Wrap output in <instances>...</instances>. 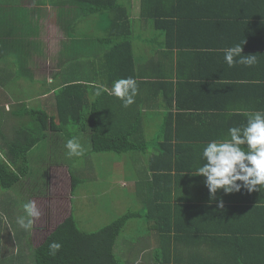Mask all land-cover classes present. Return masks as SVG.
Returning a JSON list of instances; mask_svg holds the SVG:
<instances>
[{
  "label": "trees",
  "instance_id": "1",
  "mask_svg": "<svg viewBox=\"0 0 264 264\" xmlns=\"http://www.w3.org/2000/svg\"><path fill=\"white\" fill-rule=\"evenodd\" d=\"M12 1L0 0V86H5L7 89L9 84L8 88L11 89L17 80L26 79L29 84H35V86L38 84V91L43 90L40 86L48 88L39 95L46 101L42 109L27 108L25 102L18 101L19 110L8 111V114L17 118L20 124L14 129L13 140L2 137L0 132L2 137L0 140L2 150L0 152V189L24 191L27 188L25 179L31 173L30 152L34 148L49 150V144L54 141L53 135L57 133L67 136L75 133L80 136L78 142L82 141L87 146V154L141 153L147 155L149 148L142 128L151 126L147 120L151 121L152 111H144L137 106L132 109V104L125 108L120 99L107 92L93 98L95 88L99 85L110 89L115 81L131 77L136 80L137 88H139L146 81L145 78L151 79L150 74H141L136 70V59L133 57V50L131 51V38L133 35H140V28L135 26L136 19L130 17L127 0H38L33 6ZM148 1L141 0L139 16L155 27V13L145 11ZM212 1L219 4L216 5L217 9H220L223 14L220 25L228 29L227 36L230 40L229 44L225 43L219 47H233L234 41L243 48L252 45L243 53L247 56H255V62L249 66L256 72L255 79L253 78L256 83L263 84L264 0ZM153 2L155 4V0ZM92 17L96 19L98 28L93 38H87L89 35L79 34L77 30L74 33L69 32L73 25L79 26L78 30L85 32L92 25ZM51 20L57 24L60 33H58L59 36L57 34L59 40H57L56 55L50 57L55 66L47 79L42 77V71L37 70L36 63L42 60L43 51L47 45L46 34L44 35L41 31L42 27L45 22ZM156 24L159 22L156 21ZM236 27L242 30L244 35L239 37ZM86 32H91V29ZM103 33L105 37L102 36ZM256 34L259 37H256ZM167 41L170 42L168 39ZM85 42L88 43L84 45ZM170 44L173 47H180V45L175 46L173 40ZM83 46L85 51L82 50ZM184 46L189 48V45ZM219 53L220 51L207 50L190 52L194 58H198L199 55H210L214 56V59L219 56ZM195 62L197 63V60ZM10 70L11 73H9ZM247 74L248 76L240 77L241 79L237 82H231L229 89H244L246 85L242 84L246 83H252L247 85L253 87L255 82H252L253 79L249 77L248 72ZM35 76L37 81L34 79ZM169 79L167 82L155 77V81H162L158 83L169 88L171 92H174L178 85L186 84L185 76L179 74L170 75ZM230 79L233 78L230 76L227 78L224 75L225 81ZM141 100L136 97L134 104L138 105ZM181 100L186 101L187 98L179 99ZM162 105L167 108L166 112L155 125L161 122L162 129L159 134L164 133V135L162 141L160 140L161 143L159 142V147L165 149L170 139L166 133L180 121L182 116L173 117L172 102L167 93ZM0 108L3 109L2 106ZM161 114L160 111L155 113V118ZM172 147L171 145V152H159L164 159L161 163L155 156V152H152L146 161V174L141 173L138 179L134 174L131 175L132 177H126L127 181L138 182V202L143 205L141 212L126 211L112 220L109 225L95 232L81 231L70 213L35 246L34 264H139L134 257L126 258L125 261L115 257L113 249L117 238L123 230L128 229V223L133 219H143L146 229L151 232L150 229L157 224L155 208L158 207L162 217L167 218V225L178 233L177 222H169L173 219L174 213L169 211L167 213V195L171 193V181L177 174L175 173L178 171L177 166L184 158L181 152H173ZM123 164L127 163L123 162ZM49 166L46 168L47 178ZM122 167L124 169V166ZM74 174L70 175V194L82 182L81 178ZM47 178L45 192L33 197L46 196ZM160 182L163 187L156 188L155 184L158 185ZM7 205L4 199H0V208L5 210ZM36 230L40 232L44 229L35 227ZM53 241L62 245L55 255L50 254L49 251V244ZM163 257L164 253L156 251L154 261H159L157 264H165ZM139 260L138 258V262Z\"/></svg>",
  "mask_w": 264,
  "mask_h": 264
},
{
  "label": "crops",
  "instance_id": "2",
  "mask_svg": "<svg viewBox=\"0 0 264 264\" xmlns=\"http://www.w3.org/2000/svg\"><path fill=\"white\" fill-rule=\"evenodd\" d=\"M126 2L130 7V17L136 19L135 26L140 28V35L131 38L136 70L151 75V79L145 78L134 97L141 98V103L131 105L132 109L137 106L144 111H152L151 121L147 120L151 126L143 127V133L153 132L154 125L166 112L167 108L162 105L165 93L172 102L173 117L182 116L166 133L170 139L165 149L159 147L164 135L159 134L162 128L155 129V143L152 145V152L160 163L164 159L159 152H171V145V150L181 152L184 158L177 166V174L171 181V193L167 195V213H174L169 222H177L179 232H174L167 225V218L162 217L159 207L155 208L157 224L150 233L155 247H141L139 256L146 251L152 252L147 264L159 262L154 261L156 251L164 253L165 264H264V188L257 186L252 192L242 188L232 193L219 189L213 197L205 184L206 178L194 176L196 169L205 163L202 150L208 142L230 138L229 128L246 125L245 113L264 112V83H256V72L251 66L235 63L229 67L224 61L222 53L230 46L219 45L229 44L230 40L228 29L220 25L223 14L217 9L219 4L212 0H155L154 4L149 0L145 11L155 13L159 24L155 21L154 27L139 16L141 0ZM95 20L91 18L92 24ZM236 31L239 37L244 35L237 27ZM167 39L180 47H173ZM237 44L234 41L232 45ZM184 45H189V48ZM251 46L242 47V54ZM204 50L220 53L216 59L210 55H199L195 57L196 63L190 52ZM247 72L254 78L253 87L247 85L252 83H246L242 84L246 85L244 89H229L231 82L248 76ZM176 74L185 76L186 84L178 85L174 92L158 83L162 81H155L158 77L169 82L170 75ZM224 75L233 79L225 81ZM183 97L187 100L179 101ZM7 105L11 107L9 102L0 104V107L5 106L6 113ZM159 111L162 114L155 118ZM9 126L5 124V127ZM0 132L6 138L3 126ZM241 147L247 150L245 145ZM155 187H163L162 182ZM138 257H135L136 261Z\"/></svg>",
  "mask_w": 264,
  "mask_h": 264
},
{
  "label": "rangeland",
  "instance_id": "3",
  "mask_svg": "<svg viewBox=\"0 0 264 264\" xmlns=\"http://www.w3.org/2000/svg\"><path fill=\"white\" fill-rule=\"evenodd\" d=\"M36 1L38 0H13L12 2L33 6ZM64 7L67 8V6ZM78 29L79 26L73 25L70 27L69 32L74 33L77 30L79 34H87L89 35L87 38H93L96 34V29H98L96 20L87 29H91V32H86L87 30L84 32V30ZM41 31L44 35L46 34L45 43L47 45L43 51L42 60L37 61L36 64L37 70L43 73L42 77L48 79L50 71L55 66L54 61L50 60V57L56 55V41L59 40L56 37L60 32L53 20L45 22ZM51 36H53V39L50 38ZM102 36L105 37L104 33ZM87 43L85 42L84 45ZM82 50L85 51L84 46ZM11 59L10 57L9 60L11 61ZM42 68L43 70H41ZM9 73H11V70ZM34 79L37 81L36 76ZM8 85L7 89L5 86H0V102L11 101V107L7 105L8 111L19 110L18 101L25 102L27 108L33 109H42L46 102L39 95L48 87L40 86L43 90L38 91V84L36 86L35 84H29L26 79L17 80L11 89L8 88ZM2 107L5 111V106ZM4 111L0 108V129L3 126L7 132L6 138L9 137V140H13L14 129L20 123L17 118L12 117L8 113L6 114V111ZM2 118L3 124L1 122ZM5 124H10V126L5 127ZM158 125H154V127L156 126L155 129L160 128ZM155 129L153 132L151 130L145 132L149 148L147 155L141 153L121 155L114 153L87 154V146L80 141L83 155L79 157L69 156V150L65 145L70 139H79L80 136L75 133L71 136L62 133L54 134L52 138L54 141L49 144V150L34 148L30 152L31 173L25 179L27 188L24 191L22 190L23 192L20 190L15 191L14 189H0V199H4L8 204L5 210L0 208V214L7 217V220L0 218V264H34L33 249L35 246L42 241L44 236L55 225L60 223L70 213L81 231L95 232L109 225L112 220L126 211L141 212L143 205L138 202V182L136 180L127 181L126 177H132L131 175L134 174L138 179L141 173L146 174V161L152 155L154 147L152 145L155 143L153 136ZM0 152H2L1 149ZM123 162L127 164L124 165ZM48 166L47 178L46 168ZM122 166H124V169ZM74 173L81 178L82 182L70 194V175ZM46 178L48 179L46 196L33 197V195L45 192ZM30 200L35 201L41 215L39 219L34 221L31 229L25 230L17 224V218L26 215L24 204ZM145 224V221L140 218L133 219L128 223V229L123 230L116 240L113 249L115 257L125 261L124 259L128 257V254L131 258L138 257V250L141 247L147 248L148 245L149 247H155L150 237L151 232L146 229ZM35 227L38 229L43 228L44 230L35 231ZM152 255V252L143 253L142 257L141 255L138 257L140 260L139 262L137 260V263H147V259Z\"/></svg>",
  "mask_w": 264,
  "mask_h": 264
},
{
  "label": "clouds",
  "instance_id": "4",
  "mask_svg": "<svg viewBox=\"0 0 264 264\" xmlns=\"http://www.w3.org/2000/svg\"><path fill=\"white\" fill-rule=\"evenodd\" d=\"M239 57V59H235ZM224 61L229 67L235 63L251 65L255 56L242 54V46L237 44L224 51ZM138 91L137 82L129 77L115 81L112 87L96 86L93 98L107 92L122 101L125 108L134 103ZM247 123L241 127L228 129V136L221 141L212 140L202 150L205 163L196 169L194 176L205 177V184L210 194L215 196L219 189L225 193L239 192L242 188L248 192L255 191L257 186L264 188V112L245 113ZM245 145L247 150L241 146ZM65 147L69 156H82L83 151L76 138L67 141ZM240 182V183H238ZM222 206V203H221ZM25 216L17 218V224L25 230L32 228L41 213L35 201L24 204ZM0 218L7 220L0 214ZM62 245L53 241L49 244L50 254L55 255Z\"/></svg>",
  "mask_w": 264,
  "mask_h": 264
}]
</instances>
